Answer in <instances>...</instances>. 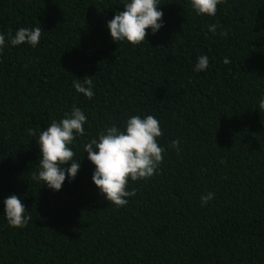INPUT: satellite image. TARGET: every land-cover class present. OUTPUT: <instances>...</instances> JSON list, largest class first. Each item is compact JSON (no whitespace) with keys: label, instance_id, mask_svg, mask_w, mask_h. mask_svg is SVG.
<instances>
[{"label":"trees","instance_id":"16d2710c","mask_svg":"<svg viewBox=\"0 0 264 264\" xmlns=\"http://www.w3.org/2000/svg\"><path fill=\"white\" fill-rule=\"evenodd\" d=\"M160 4L162 27L134 46L107 28L120 0H0V264H264V0H224L211 17ZM21 27L41 28L36 47L7 43ZM85 76L91 99L73 87ZM73 106L87 116L70 145L81 167L54 191L32 180L39 132ZM133 115L158 119L164 159L117 208L83 145ZM10 194L31 217L23 228L3 215Z\"/></svg>","mask_w":264,"mask_h":264},{"label":"clouds","instance_id":"9594fccd","mask_svg":"<svg viewBox=\"0 0 264 264\" xmlns=\"http://www.w3.org/2000/svg\"><path fill=\"white\" fill-rule=\"evenodd\" d=\"M224 0H190L191 8L198 15L215 16L217 6ZM122 11H117L113 18L107 21V28L114 42L127 41L132 45H139L146 41L147 30L155 34L163 23V12L160 10V0H120ZM216 24L209 26L210 32H215ZM221 36L227 32L222 31ZM42 36L40 27H21L15 34H8L7 43L12 46L27 43L36 47ZM6 45V37L0 34V52ZM224 63H230L225 58ZM209 59L206 55L199 56L195 71L206 70ZM81 82H73L74 89L91 99L93 82L89 76ZM259 110L264 111V98L259 100ZM87 121L85 113L76 106L71 112L65 113L59 121L52 120L50 124L39 132L38 145L40 149L39 171L33 173L32 180L42 182L48 188L59 191L66 178L74 179L81 167L80 161H75V152L70 147L77 137L85 135L84 124ZM27 132L36 136L34 129ZM163 135L160 122L153 115L143 118L139 115L130 116L125 121L123 130L116 126H108L83 145L87 158L95 165L92 181L99 192L117 208L126 206L128 198L135 196V189L128 190L129 180H147L154 176L164 159L165 149L160 146L158 138ZM169 147L180 151L179 140H173ZM70 166H66L69 165ZM214 198L209 192L200 197L202 206ZM4 212L9 226L23 228L30 216H26V206L17 194H10L3 200Z\"/></svg>","mask_w":264,"mask_h":264}]
</instances>
